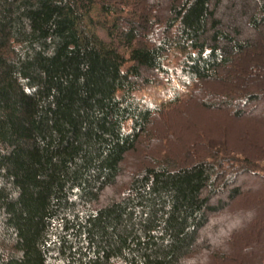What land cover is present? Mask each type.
I'll use <instances>...</instances> for the list:
<instances>
[{
	"label": "trees",
	"instance_id": "obj_1",
	"mask_svg": "<svg viewBox=\"0 0 264 264\" xmlns=\"http://www.w3.org/2000/svg\"><path fill=\"white\" fill-rule=\"evenodd\" d=\"M220 1L0 0V264H264V203L242 204L215 242L200 240L210 217L247 193L227 185L214 142L175 137L156 121L163 108L136 95L168 77L176 54L198 109L240 119L239 102L262 101L264 83L238 100L235 85L221 86L244 75L223 73L251 43L215 19ZM253 1L248 27L264 52V0ZM261 57L253 80L264 79ZM244 142L264 154V138ZM240 172L264 194L257 172ZM231 224L241 234L221 239Z\"/></svg>",
	"mask_w": 264,
	"mask_h": 264
},
{
	"label": "rangeland",
	"instance_id": "obj_2",
	"mask_svg": "<svg viewBox=\"0 0 264 264\" xmlns=\"http://www.w3.org/2000/svg\"><path fill=\"white\" fill-rule=\"evenodd\" d=\"M145 1L150 6H155L160 0ZM253 2V0H221L213 8L215 19L220 22L221 27L230 36L237 41H249L251 43V48L246 50L244 54L233 57L231 66L223 73L224 76L235 73L238 75L241 69V73L244 74L239 75V78L236 80L229 79L228 82L224 83L222 81L221 83V86L227 92L234 88V85L237 87V91L235 90L236 93L231 92L230 94L235 100H238L237 97L239 95L243 97V92L247 93L254 90L256 93L261 94L260 89L264 83V79H259L261 78L260 75L256 73L257 78L253 80L249 72V67H259L257 63L262 60L261 56L264 57V52L260 48L261 44H259L258 37L248 27L250 13L254 10ZM97 14L96 11L93 12L94 19L98 22L101 18ZM98 32L101 37L105 38L103 31L98 30ZM178 61L176 54H169L165 61L166 68L170 70L168 77L156 76L151 84L139 87L136 95L144 101L163 108V114L156 121L168 123L174 131L172 133L175 137L182 135L187 142L192 141L195 134L198 133L204 134L202 139L203 144L210 145V142H214L211 147L212 154L217 156V160L223 162V170L226 171L227 176H232L228 179L229 182L227 185L239 186L243 193H247L245 199H239L236 202L229 203L221 214L219 213L210 217L208 226L200 235V240H207V242L211 240L215 242L213 237L216 235V230H218V224H222L227 220H229L227 224H230L235 214L241 213L245 209V206L242 204L254 205L256 207L257 204L264 203L262 183L246 175H241L242 177L238 178L241 169H244L246 166L249 170L257 172L264 180V154L254 155L252 151L248 150L247 144L244 142V140H247L249 144L257 145V143L263 141L264 97L261 95L263 97L262 101L257 103L249 104L247 102H239L238 108L234 112L239 110L238 112L243 113L240 119H236L230 113L231 110L198 109L195 105V99H197L196 92L192 95V87L186 88L177 79ZM217 85L209 84L208 86L212 90H219L220 88ZM207 90L206 93H208ZM125 129L128 130L129 125H126ZM243 138L244 140H242ZM169 146L171 144L165 141L164 147L168 148ZM164 150L168 153L166 149ZM161 151L163 153V149ZM256 156H259V161H255L257 159L255 158ZM133 160L134 157L128 159L129 162ZM230 189L227 188L226 190L219 191L220 194L211 200V205L216 206L219 201H225L227 192ZM257 212L258 210L253 211L251 221L248 223L255 225L253 227L254 229L259 226L256 225V222L262 217ZM234 226L232 224L227 227L224 226L225 233L223 232L224 235L222 234L221 239L227 237L230 241L231 239H236V236L241 234L242 231H238L236 229L237 226ZM223 244L225 242H222Z\"/></svg>",
	"mask_w": 264,
	"mask_h": 264
}]
</instances>
